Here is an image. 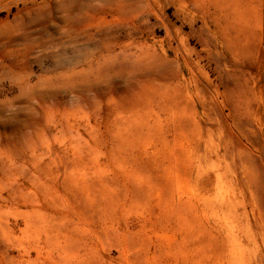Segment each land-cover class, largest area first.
Instances as JSON below:
<instances>
[{
	"label": "rangeland",
	"instance_id": "rangeland-1",
	"mask_svg": "<svg viewBox=\"0 0 264 264\" xmlns=\"http://www.w3.org/2000/svg\"><path fill=\"white\" fill-rule=\"evenodd\" d=\"M0 264H264V0H0Z\"/></svg>",
	"mask_w": 264,
	"mask_h": 264
}]
</instances>
